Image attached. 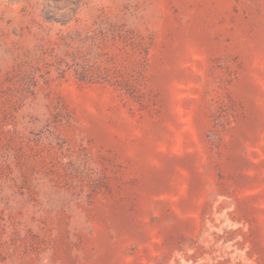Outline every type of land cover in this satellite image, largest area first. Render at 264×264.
Masks as SVG:
<instances>
[{"label":"rangeland","instance_id":"rangeland-1","mask_svg":"<svg viewBox=\"0 0 264 264\" xmlns=\"http://www.w3.org/2000/svg\"><path fill=\"white\" fill-rule=\"evenodd\" d=\"M0 264H264V0H0Z\"/></svg>","mask_w":264,"mask_h":264}]
</instances>
